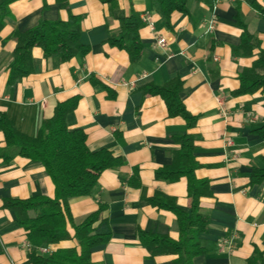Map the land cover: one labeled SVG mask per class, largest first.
<instances>
[{
  "label": "crops",
  "instance_id": "0c3cea01",
  "mask_svg": "<svg viewBox=\"0 0 264 264\" xmlns=\"http://www.w3.org/2000/svg\"><path fill=\"white\" fill-rule=\"evenodd\" d=\"M111 1L66 0V7L57 0L11 1L0 30V122L32 137L58 103L77 98L66 118L68 128L84 132L90 151L106 149L121 161L101 173L90 195L68 201L75 225L98 213L94 234L107 241L91 250L92 264H173L176 255L150 257L139 232L179 238L174 213L156 204L164 201L187 211V179L170 183L156 174L171 167L181 148L177 138L185 134L195 136L194 176L206 181L210 191L199 201L208 218V231L200 236L205 253L193 263L248 264L255 253L264 261V182L250 177L252 170H264V88L235 94L240 74L264 52V0H187V13L173 12L168 23L155 0ZM131 13L142 23L137 63L108 43ZM70 15L80 18V42L89 52L55 67L35 47L33 72L8 84L16 46L12 33L42 20L66 22ZM210 20L214 29L207 32ZM245 34L251 37V55L241 48ZM159 37L166 40L165 49L157 47ZM254 73L264 77V66ZM176 82L182 84L179 97L185 110L196 118L192 129L149 92ZM10 150L0 129V264H32V252H79L73 239L32 246L14 213L4 208L6 199L54 198L42 164L19 156L6 163L3 154ZM67 230L72 237L69 224ZM223 241L230 247L220 246Z\"/></svg>",
  "mask_w": 264,
  "mask_h": 264
},
{
  "label": "trees",
  "instance_id": "16d2710c",
  "mask_svg": "<svg viewBox=\"0 0 264 264\" xmlns=\"http://www.w3.org/2000/svg\"><path fill=\"white\" fill-rule=\"evenodd\" d=\"M12 0L0 4V30L4 26V18L8 15V5ZM66 7V0H57ZM113 3L111 0H108ZM165 23L169 22L173 12L187 13V0H155ZM264 11V10H262ZM142 25L138 16L131 13L120 21V33L111 36L108 43L124 50L130 63H137L141 58L142 45L138 29ZM80 18L69 16L63 21H40L32 29L14 31L12 38L16 42L9 64L8 84H14L33 72L32 49L37 47L43 52L45 59H51L55 67L70 61L78 55H86L89 48L80 42ZM251 37H243L241 48L246 55L252 54ZM257 66H264V52L255 64L244 70L240 76V88L237 95L254 93L264 88V77L254 73ZM181 82L164 87H153L149 92L159 95L165 102L170 115L180 116L186 122V127L192 129L196 118L184 108L179 93ZM77 105V98H71L58 103L53 116L44 120L35 136H26L13 129L6 120H1L0 129L4 133L6 143L11 150L3 154L6 163L14 156L23 157L33 162L41 163L46 174L54 185V198L35 195L28 199H6L4 208L14 213L18 225L28 232L29 242L34 247L54 245L61 241L75 240L76 248L58 249L49 256H40L32 252L29 260L32 264H92L90 252L93 248L104 244L103 236L94 234L93 225L98 219V213L87 217L81 224L72 222L68 201L72 198L88 196L96 187L102 172L117 167L121 161L112 157L106 149L90 151L86 146V136L82 130H71L66 124V118ZM262 130V129H261ZM261 134L264 132L260 131ZM181 148L175 154L168 170L158 172L156 177L166 182H176L181 177L187 179L188 210L184 211L164 201H158L159 208H165L174 213L179 232L177 241L164 235L139 232V240L148 251L150 257L159 255H176L173 264H194L193 259L202 256L205 250L201 235L208 231V218L200 210L199 201L210 195L208 183L199 181L194 176L198 166L194 160L195 136L185 134L177 138ZM251 180L264 182V170L254 169ZM67 224L73 229L71 237ZM248 264H264L261 254L255 253Z\"/></svg>",
  "mask_w": 264,
  "mask_h": 264
},
{
  "label": "built area",
  "instance_id": "2783aa9c",
  "mask_svg": "<svg viewBox=\"0 0 264 264\" xmlns=\"http://www.w3.org/2000/svg\"><path fill=\"white\" fill-rule=\"evenodd\" d=\"M142 20H143L144 22H147V25H148V27H149L150 29H153V25H152V23L149 21L148 18L143 17ZM213 29H214V21H213V20H210V21L208 22V25H207L206 31H207V32H212ZM156 45H157V47H159V48H161V49H165V47H166V40H165L163 37H159V38L157 39ZM221 105H222V104H221V102H220V107H222ZM222 114H224V113H223V110H222ZM230 144H231V143L228 142V145H230ZM225 244L229 245L228 247H230V242H227V241H223V242L220 244V246H223V245H225ZM42 252H47V250H46V249H43Z\"/></svg>",
  "mask_w": 264,
  "mask_h": 264
}]
</instances>
